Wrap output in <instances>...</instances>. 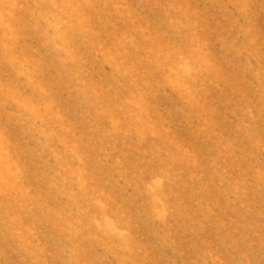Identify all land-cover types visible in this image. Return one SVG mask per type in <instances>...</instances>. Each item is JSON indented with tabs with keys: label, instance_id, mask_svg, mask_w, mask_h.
I'll return each mask as SVG.
<instances>
[{
	"label": "rangeland",
	"instance_id": "374dc122",
	"mask_svg": "<svg viewBox=\"0 0 264 264\" xmlns=\"http://www.w3.org/2000/svg\"><path fill=\"white\" fill-rule=\"evenodd\" d=\"M0 264H264V0H0Z\"/></svg>",
	"mask_w": 264,
	"mask_h": 264
}]
</instances>
